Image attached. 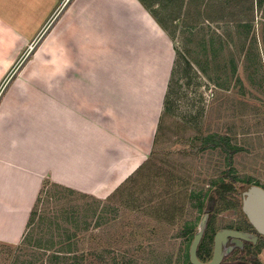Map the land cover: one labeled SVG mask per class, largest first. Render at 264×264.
<instances>
[{"label": "crops", "instance_id": "obj_1", "mask_svg": "<svg viewBox=\"0 0 264 264\" xmlns=\"http://www.w3.org/2000/svg\"><path fill=\"white\" fill-rule=\"evenodd\" d=\"M19 5L0 0V86L15 70L0 101V244L11 247L46 181L102 202L144 167L175 62L159 17L171 5L158 0H70L41 41L63 1L37 22Z\"/></svg>", "mask_w": 264, "mask_h": 264}, {"label": "rangeland", "instance_id": "obj_2", "mask_svg": "<svg viewBox=\"0 0 264 264\" xmlns=\"http://www.w3.org/2000/svg\"><path fill=\"white\" fill-rule=\"evenodd\" d=\"M15 1L37 22L65 0ZM158 1L174 8L159 17L172 36L175 62L148 161L106 201L49 188L22 244H0V264H48L54 253L68 264H101L100 257L109 264L115 256L139 264L177 260L183 241L176 236L198 216L190 200L195 181L220 178L228 162L220 150H199L208 135L236 136L248 153L237 154L234 167L264 175V0ZM54 16L39 41L60 12ZM14 73L0 86V101Z\"/></svg>", "mask_w": 264, "mask_h": 264}, {"label": "flooded vegetation", "instance_id": "obj_3", "mask_svg": "<svg viewBox=\"0 0 264 264\" xmlns=\"http://www.w3.org/2000/svg\"><path fill=\"white\" fill-rule=\"evenodd\" d=\"M222 163L224 171L220 178L211 179L205 185L199 180L195 181L196 185L192 189L194 191L192 194L195 197L199 195L206 197L205 208L202 214L198 213V216H201L198 223H196L198 216L190 221L193 224L188 235L182 234V228L178 232L176 239L179 238L183 242L177 255L185 256L189 253L191 262L192 246L201 232L203 218L208 216L196 250L197 259L201 263L212 262L218 251L219 264H264V235L254 228L244 211L246 194L254 187L264 191V175L261 177L243 175V169L240 172L234 167L233 162ZM221 196L224 200L220 201ZM166 212L167 210L162 209V223L165 222ZM225 214H231L232 218L226 221L220 220V217H224ZM227 233L231 234L227 235Z\"/></svg>", "mask_w": 264, "mask_h": 264}, {"label": "trees", "instance_id": "obj_4", "mask_svg": "<svg viewBox=\"0 0 264 264\" xmlns=\"http://www.w3.org/2000/svg\"><path fill=\"white\" fill-rule=\"evenodd\" d=\"M165 105H166V102H165ZM235 137L226 136V135L221 136L219 134L208 135V136L203 137L201 139L202 144H201L199 150L200 151H210V152H215L217 150H220V152L222 154L226 155V159L228 162H233L234 157L237 154L242 153V152L248 153V151L244 149L243 145ZM221 185H223V184H221ZM52 187L57 188L56 186H52L49 181H46L43 184V187H42L40 194H39V197H38V202L41 199V197L47 193V190L49 188H52ZM223 188H224V186H223ZM69 194L74 195V192L70 191ZM83 197H86V196H83ZM221 197L222 198H220V201L224 200V197L223 196H221ZM190 200H191V203L193 202L192 208L197 210L199 214H202V211L205 208L206 197L205 196L202 197L201 195L195 197L193 194H191ZM221 205H223V204H221ZM176 211H177V208L174 210L172 215H174L176 213ZM179 211H181V210H179ZM37 215H38V211H37V204H36L34 209L32 210V213H31L30 222H29L30 225L35 221V219L37 218ZM200 217L201 216L197 217L196 223L199 222ZM192 224H193V222H189V221L184 222V225L182 226V230H181L183 235H185V236L188 235V233L191 231L190 228H191ZM107 253H110V250ZM66 261H68V259L64 261V259L61 258V256L53 254L47 263L48 264H68V263H66ZM99 262H101V264H108V263H106L107 260H105L104 257H100ZM72 264H79V262L74 261V263H72ZM109 264H139V263L136 261H133L132 259H127L124 256L123 257L115 256L113 258V260L111 261V263H109ZM149 264H192V263L189 260V253H188L185 256L181 255L180 257L177 258V260H174V257L169 256V257L165 258L164 260H161V261L155 260Z\"/></svg>", "mask_w": 264, "mask_h": 264}, {"label": "water", "instance_id": "obj_5", "mask_svg": "<svg viewBox=\"0 0 264 264\" xmlns=\"http://www.w3.org/2000/svg\"><path fill=\"white\" fill-rule=\"evenodd\" d=\"M247 199L244 202V211L247 214L251 224L261 234L264 235V191L261 188L254 187L249 193L246 194ZM208 216L203 218L201 223V232L196 237L191 249V262L192 264H204L201 263L196 256V250L201 239V234L205 228ZM231 233H227L230 235ZM234 235V234H232ZM219 241V239H218ZM219 252L215 253L214 260L207 264H219L220 256Z\"/></svg>", "mask_w": 264, "mask_h": 264}, {"label": "built area", "instance_id": "obj_6", "mask_svg": "<svg viewBox=\"0 0 264 264\" xmlns=\"http://www.w3.org/2000/svg\"><path fill=\"white\" fill-rule=\"evenodd\" d=\"M69 2H70V0H65L64 3H63V5L60 7L59 11L57 12V14H58V13L60 12V10H61L62 8H64ZM54 19H55V16H54ZM54 19H53V20H54ZM51 24H52V23H51ZM51 24H50V25H51ZM50 25H49V27H50ZM33 50H34V47L32 46L30 51L32 52ZM31 52H30V53H31ZM30 53H29L28 55H26V57H28V56L30 55ZM20 65H21V64H20Z\"/></svg>", "mask_w": 264, "mask_h": 264}]
</instances>
